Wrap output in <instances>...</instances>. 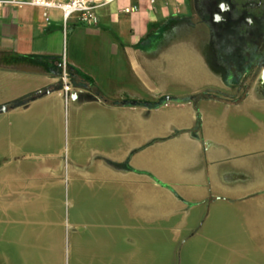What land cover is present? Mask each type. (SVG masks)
<instances>
[{
	"label": "crops",
	"instance_id": "1",
	"mask_svg": "<svg viewBox=\"0 0 264 264\" xmlns=\"http://www.w3.org/2000/svg\"><path fill=\"white\" fill-rule=\"evenodd\" d=\"M184 6L0 8V264H63L67 232L75 264H179L197 238L264 264V72L228 83Z\"/></svg>",
	"mask_w": 264,
	"mask_h": 264
},
{
	"label": "flooded vegetation",
	"instance_id": "2",
	"mask_svg": "<svg viewBox=\"0 0 264 264\" xmlns=\"http://www.w3.org/2000/svg\"><path fill=\"white\" fill-rule=\"evenodd\" d=\"M188 20L207 28L211 64L233 86L264 72V0H185Z\"/></svg>",
	"mask_w": 264,
	"mask_h": 264
},
{
	"label": "built area",
	"instance_id": "3",
	"mask_svg": "<svg viewBox=\"0 0 264 264\" xmlns=\"http://www.w3.org/2000/svg\"><path fill=\"white\" fill-rule=\"evenodd\" d=\"M115 0H0V8L34 6L42 10V16L46 21L51 19V11L61 12L63 21L71 18L87 25H97L99 16L97 9ZM153 3L154 0H151ZM137 7H127L126 12L136 11ZM61 82L65 94L71 90V74L65 57L61 64Z\"/></svg>",
	"mask_w": 264,
	"mask_h": 264
},
{
	"label": "rangeland",
	"instance_id": "4",
	"mask_svg": "<svg viewBox=\"0 0 264 264\" xmlns=\"http://www.w3.org/2000/svg\"><path fill=\"white\" fill-rule=\"evenodd\" d=\"M66 209H67L66 213L68 214L71 208L67 206ZM231 220H232L231 218H225L224 221L222 220V223L226 222L225 225L232 228L231 223H230ZM211 239L209 240L207 238L193 239L189 244L186 245V250L181 251V255L179 256L178 263L179 264H208V263L210 264L211 262L207 261L208 258H210L209 255L208 256L205 255V257L202 258L199 254H197L198 252L197 250L203 247L212 248V247L217 246L216 244H214L215 240L213 238ZM73 253L74 252H73L72 238L69 239L68 232H67L66 239H65L63 264H75ZM244 264H247V263H244Z\"/></svg>",
	"mask_w": 264,
	"mask_h": 264
},
{
	"label": "trees",
	"instance_id": "5",
	"mask_svg": "<svg viewBox=\"0 0 264 264\" xmlns=\"http://www.w3.org/2000/svg\"><path fill=\"white\" fill-rule=\"evenodd\" d=\"M47 90H48V89H47ZM47 90H44V91H42V92H40V93H35V94H31V95H29V96H26V97H24L23 99H21L18 103H19V104L26 103V102H28V101H30V100H32V99L38 97V96L43 95L44 93H46ZM167 99H168V98H164V99H162L159 103H162V102L166 101Z\"/></svg>",
	"mask_w": 264,
	"mask_h": 264
},
{
	"label": "water",
	"instance_id": "6",
	"mask_svg": "<svg viewBox=\"0 0 264 264\" xmlns=\"http://www.w3.org/2000/svg\"><path fill=\"white\" fill-rule=\"evenodd\" d=\"M47 90V89H46ZM49 90H47L46 92H48ZM42 92V91H41ZM38 93H40V92H38ZM15 105H19V103L18 102H14L13 104H11V106H15ZM7 108V106H2L1 108H0V110H4V109H6Z\"/></svg>",
	"mask_w": 264,
	"mask_h": 264
}]
</instances>
